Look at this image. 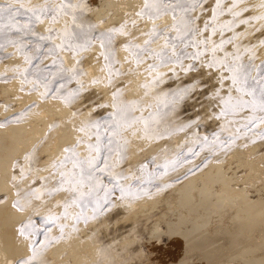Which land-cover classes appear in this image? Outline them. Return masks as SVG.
I'll list each match as a JSON object with an SVG mask.
<instances>
[{"label": "snow or ice", "instance_id": "snow-or-ice-1", "mask_svg": "<svg viewBox=\"0 0 264 264\" xmlns=\"http://www.w3.org/2000/svg\"><path fill=\"white\" fill-rule=\"evenodd\" d=\"M84 11L82 0H43L35 4L32 0H7L0 3V37L17 46L24 54L25 63L37 69L30 72L29 67H16L24 83L31 84L34 91L42 88L44 99L55 93L52 98L62 99L70 107L79 104L73 116L89 113L76 129L82 134L77 136L76 143L65 146L63 154L44 169L49 172L48 176H37L23 187L16 181H29L32 168L16 162L19 176L12 177L16 188L12 207L19 212L33 210V216L22 221L18 229V235L29 241L30 249V255L21 258L18 264H37L38 261L44 264V252L62 239L69 227L63 221H72V230L77 232L81 222L87 225L101 221L119 206L117 201L123 203L129 197L151 194L134 185L162 180L169 172L191 163L189 157L195 159L205 150L212 154L231 151L241 139L253 145L264 143V0L252 5L247 0H142L134 13L125 14L127 18L121 24L98 35L74 30L78 16ZM22 16L26 17L23 23ZM67 16L72 18L73 30L67 21L63 28H56L55 25ZM166 17H171L170 23L165 22ZM46 20L50 24L46 33H41L37 25ZM10 32L18 33L20 38H8ZM249 36L254 40H249ZM117 37L125 38L122 47L129 53L127 61H135L136 71L144 66L147 74L142 85L145 96L152 95L157 104L171 112L188 100L203 97L211 107L209 119L221 121L220 130L212 137L199 134V117L173 129L191 130L192 139L185 142L186 147L178 146L180 150L172 156L165 155L164 162L156 163L153 171L148 170L147 163L141 164L140 172L147 177L144 181L123 171L131 143L127 133L131 131L136 136L138 124L143 125V139H164L172 132H157L155 125L160 116L155 110L157 104L127 101L123 99L124 89L115 87L116 77L124 75L121 67H117L121 64L116 54ZM97 39L108 71L107 83L115 88L111 103L86 101L84 93L88 88L81 77L87 73L80 69L81 61L77 59L76 67H68L62 55L71 52L80 57ZM4 46L0 42V48ZM28 49L33 55L27 53ZM48 57H52L50 65L44 64ZM40 64H44L43 69L39 68ZM197 73L201 75H193ZM181 74L191 75V81L174 91H156L167 80L180 79ZM73 81L77 87L68 89L66 84ZM103 82L98 77L91 81L92 84ZM53 84L58 86L54 88ZM101 107L112 109L103 120L91 114L92 108ZM150 108L153 111L149 112ZM137 110L140 111L138 116ZM225 132L228 134L222 138ZM248 143L243 146L248 147ZM82 145H86V155L80 150ZM33 155L28 154L25 160L31 162ZM158 159L153 157V163ZM129 180L134 183H126ZM168 186L165 182L164 187ZM61 193L66 194L63 199L58 198ZM46 196L51 198L55 209H62V212L49 208ZM42 209L47 210L48 215L43 216L40 224ZM52 226L59 227V237L51 235Z\"/></svg>", "mask_w": 264, "mask_h": 264}, {"label": "rangeland", "instance_id": "rangeland-1", "mask_svg": "<svg viewBox=\"0 0 264 264\" xmlns=\"http://www.w3.org/2000/svg\"><path fill=\"white\" fill-rule=\"evenodd\" d=\"M117 1H118L117 7L118 9H120V13L123 14L122 16L123 18L120 21L115 20L109 24V22H107L109 21L108 19L118 14V12H116L117 8L116 9L115 7L108 8V11L105 12L106 14H104V17L101 18L102 23H99L101 21L97 18L96 15H94L95 13L93 10L95 9V7L101 8L100 3L96 2L95 0H82L85 11L78 16L76 22L77 26L75 27L74 30L77 33H84L87 35H98L100 32L106 31L107 29L111 28L114 25L121 24L127 18L125 14L129 12L134 13L137 10L138 6L142 3V0H136L134 2L135 5L131 6V4H129L128 2L129 0L126 1L117 0ZM6 2L7 0H0V3H6ZM42 2L43 0H32L33 4L42 3ZM76 2H81V0H76ZM247 2L249 5H252V4H258L259 0H247ZM254 11H256V9H254ZM227 18L228 17H224V19ZM25 19L26 17L22 16L21 22L23 23ZM65 21H67L70 30H73L71 16L64 17L59 24L55 25V27L63 28ZM165 22L170 23L171 17L168 18L166 17ZM49 24L50 21L46 20L44 24L37 25L39 32L46 33V29L49 26ZM42 25L46 27L42 28ZM241 28H243V26H241ZM7 35L8 38L11 39L20 38L19 34L16 32H10ZM137 35H139L138 30H137ZM256 35L259 36L260 34L256 33ZM142 39L143 38L141 37V41ZM241 39L243 40L244 37H241ZM248 39L254 40V37L249 36ZM124 41L125 38L123 37H117L116 39V44H117L116 54L121 62V64L117 65V67H121L124 75H120L116 77L115 87H120L124 89L123 99L127 101L142 100L144 101L145 105L157 104V100L152 95L145 96L146 90L142 87V85L144 83L147 74L143 70L144 66H141L140 71L137 72L135 61L128 62L126 59L129 56V53H127L124 59H122V57L119 55L120 54L119 51ZM0 42H3L5 45L3 48H0V81L11 82L12 78L16 77V75L19 76L23 81V77L21 76V74L15 70L17 66L21 68L29 67L30 72H35L37 70L36 68L30 67L25 63L24 54H22L21 51L18 50L17 46L9 44L8 40L4 37H0ZM98 45L99 47H96ZM122 49L124 48L122 47ZM102 51L103 49L101 48L100 42L97 39L94 42L93 47L88 51L82 52L80 57H76L71 52H67L71 55L73 62L68 61L66 52L62 53V55L65 57L66 64L68 67H76L77 59L81 61L79 67L83 72L87 73L86 75L81 77L86 88H88V91L84 93L85 100L94 101L96 104L111 103L113 99L112 92L115 90L113 86H110L107 83L108 71L107 68L104 67L105 61L103 57L100 56V53ZM27 53L29 55H33L31 49H28ZM92 53L95 55L96 59H94V61H96V64L98 63L100 65L102 64L100 66V69L95 73L93 71L92 66L88 62H86L88 56H90V54ZM16 55L20 59H17L15 62V60H13L12 58H14ZM262 58H264V56H262ZM51 61H52V57H48L47 59H44V64L50 65ZM36 63H37L36 61H33V64ZM44 64H40L39 68L43 69ZM2 65L7 68L13 69L14 71L12 73H15V75L13 76L8 75L9 72L7 70L6 71L2 70ZM193 75H201V74L197 73ZM94 77H98L102 79L104 82L100 84H92L91 81ZM29 79H32V76H29ZM191 79H192L191 75L184 76L183 74H181L180 79H176V78L169 79L167 80L166 83L161 84L160 88L157 89L156 91L160 92L161 89L164 92L174 91L181 84L189 83ZM57 86L58 85L56 84L52 85V87L54 88ZM101 86L103 87L101 88ZM23 87H24L23 89L25 91H28L30 94L36 93L39 98L44 99L41 97V92L43 91L42 88L40 89V91H34L32 90V85L26 83L23 84ZM66 87L68 89H75L77 87V83L76 81H73L72 83L66 84ZM105 89L107 90V92ZM53 95H55V93H50L48 98H52ZM107 95L108 97H106ZM15 100L16 99L14 98L12 101L9 102L2 101L4 105V109L7 110L8 108H13L12 110L15 109L17 110L18 102ZM28 103L30 107L36 105L37 98H29ZM201 104H203V107H201ZM78 107H80L79 104L74 105L72 107L69 106L72 112H74L75 108ZM155 110L160 113L158 122L155 125L157 132L163 133L166 131H171L172 132L171 135H168L166 136V138L159 140L143 139L142 124L136 125V128L139 129V132L137 133L136 136H133L131 131L127 133V137L131 141V143L128 148L127 160L123 164L122 168L125 174L132 173L135 176L140 177L142 181L146 180L147 177L140 172L141 164L147 163L148 170L153 171L156 169V163L162 164L164 162L165 155L172 156L175 152L180 150L178 146L186 147L187 145L185 144V142L190 141L192 139L190 134L191 130L172 131L173 129L177 128L179 125L183 123H187L193 120L194 118L199 117L200 118L199 134L201 136L208 135L209 137H212V135L215 132H218L220 130L221 121H217L215 119H209L211 113V107L208 104V102L204 100L203 97H200L198 100H188L184 102L183 104L177 106L175 112H171L168 109L163 108L159 104H157V108ZM111 111H112L111 108H104V107L92 108L91 114L96 119L103 120L107 117V114ZM148 111L151 112L153 111V109L150 108L148 109ZM19 113L20 112H18V114ZM135 114L137 116L140 115V111L137 110ZM88 115L89 113L85 112L84 116H80V115L73 116V114L72 116H69L68 120L70 121L69 123H71L72 129L75 132V140L77 139L78 135H82L77 132L76 130L77 127L81 124V122L85 118L88 117ZM54 117L48 118L49 125L47 127L46 132L41 136H39V138L33 144L30 151L27 152L24 155V157L18 160L22 162L26 168L29 167V165L32 168L31 178L29 179V181L23 182L19 179L16 181L17 184L22 185L23 187H27L31 183V179H34L37 176H48L49 172L44 171V169L49 168V166L57 158V156L63 154L62 151H56L55 149L56 137L57 135L61 134V125L63 124L59 116L58 117L56 116L55 118ZM15 120H21V118ZM15 120H13V118H8L5 122L2 123V125L4 127H8ZM54 124L58 126L53 128L52 126ZM227 134H228L227 132L223 133L222 138L224 136H227ZM75 140L74 142L72 141L73 143L67 142L65 146L75 144L76 143ZM49 142L50 144L48 145V152L46 153L44 152L43 149L46 146V144ZM245 143L248 142L244 139L238 140L237 141L238 146L233 147L231 151L221 152L217 154H212L211 152L205 150L195 159L189 157V159L192 161L191 163L184 164L182 167L178 168L174 172H169V174L163 177L162 180L157 179V180H153L151 183L134 185V187L137 188L147 189V191L151 194L141 195L140 198L129 197L127 201L123 203L117 201L119 206L115 210L111 211L106 217L102 218L101 221H92L87 225L81 222L78 226L79 227L78 232L72 230L71 227L73 223L72 221H63L64 223L69 224V227L65 230L63 238L59 239L57 242L52 243L51 246L48 247L47 250L44 252L42 257L44 264H73L71 258H66L67 255H69L68 249L64 251L63 256L61 257L60 260H56L51 251H52V247L60 241L76 243L77 240H80L82 242L88 241L91 243V245L94 248L93 252L92 251L90 252V250L81 247L79 251H81V254L84 256V259L80 262V264H160L159 260L155 258V254L152 250L153 239L151 236L152 234L151 231H152V225L161 219L162 212L167 210L168 206H166L165 203L162 202L158 204V206L152 211L146 210L142 212L141 210L143 207H141L140 203L146 198L157 199L165 196L169 188H171L177 182H179L180 180H182L184 177L191 174L192 172L205 168L208 164L212 162L218 161V162H224L225 164H231L233 162V166H235L233 155L238 149H240L245 153L247 159L249 160L254 159L264 169V143L257 142L255 145L248 143V147H244L243 145ZM80 150L83 154L85 155L87 154L86 145H82ZM30 153H34V155L32 161L28 162L25 160V157ZM48 154L51 155L50 158L47 157ZM153 157H159V159L155 163H153ZM194 165H199V167H194ZM189 169H191V171H189ZM249 172H250V168L247 166L238 170V174L243 179H245L246 174ZM254 174L255 175L251 176L245 182L251 192H254L253 187L255 186V184L259 185L264 181V172L262 176H259L260 172L258 170H256ZM14 175L19 176V170L16 167L14 168ZM165 182L169 185L166 188L164 187ZM40 183L41 182L38 181V185ZM126 183L133 184L134 182L132 180H129ZM65 195L66 194L61 193L58 198L63 199ZM45 198L49 200V204H48L49 208L53 209L54 211L62 212V209L59 210L55 209V205L51 203L50 197L46 196ZM2 200L3 201L6 200V197L5 199ZM73 211L76 210L73 209ZM21 213L26 214L25 217L21 219V222L26 221L29 216H33V210L31 208H29L28 211ZM46 215H48L47 210L42 209L41 217L38 219V223L42 224L43 223L42 218L43 216ZM166 224L167 223L165 220L161 221V225L163 229H167ZM51 235L57 237L61 235L58 226H52ZM164 238L165 241L168 242L169 238L167 236H165ZM22 239L28 246L29 241L24 237H22ZM29 255H30V249L29 252L21 256V258L27 257ZM21 258L16 262L10 260L6 264H18ZM37 264H39V261L37 262ZM170 264H182V263L173 261Z\"/></svg>", "mask_w": 264, "mask_h": 264}, {"label": "bare ground", "instance_id": "bare-ground-1", "mask_svg": "<svg viewBox=\"0 0 264 264\" xmlns=\"http://www.w3.org/2000/svg\"><path fill=\"white\" fill-rule=\"evenodd\" d=\"M95 1L101 5V8L95 7L93 10L100 21L110 7L117 8L118 14L108 19L109 24L123 18L117 0ZM135 1L128 2L132 6ZM45 27L42 25V28ZM119 53L124 59L128 52L121 47ZM66 56L68 61L73 62L69 53L66 52ZM12 59L16 62L20 58L16 55ZM94 59L92 53L86 62L95 73L102 64H96ZM2 70H7L10 76L15 75L13 69L3 65ZM23 84L17 75L11 82L0 81V124L8 118H21L8 127H0V264L10 260L16 262L29 252L27 244L18 235L21 219L26 214L12 207L16 198L12 181L16 162L46 132L48 118L59 116L63 124L61 134L55 136L56 151H62L67 142L73 143L75 140V132L68 120L73 114L69 106L59 98L41 99L36 93L30 94L23 89ZM14 98L18 102L17 110L4 109L3 102ZM29 98H37L36 105L30 107ZM49 144L43 149L46 153ZM233 159L235 166L233 162H212L177 182L165 196L146 198L140 203L142 212L152 211L162 202L168 206L162 212L161 219L152 225L151 231L152 250L160 264L173 261L182 264H264V181L255 184L254 192L245 183L255 175L256 170L262 176L264 169L254 159H247L240 149L236 150ZM245 166L250 168V172L243 179L238 170ZM162 220L166 221L167 229H163ZM165 236L169 238L168 242ZM81 247L90 252L94 250L90 242L77 240L76 243L60 241L52 247L51 252L56 260H60L68 249L66 258H71L73 264H80L84 259L79 251Z\"/></svg>", "mask_w": 264, "mask_h": 264}]
</instances>
